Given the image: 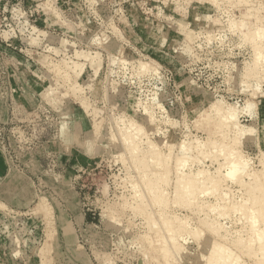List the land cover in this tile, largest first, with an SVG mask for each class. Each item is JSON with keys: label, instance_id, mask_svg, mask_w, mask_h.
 <instances>
[{"label": "rangeland", "instance_id": "rangeland-1", "mask_svg": "<svg viewBox=\"0 0 264 264\" xmlns=\"http://www.w3.org/2000/svg\"><path fill=\"white\" fill-rule=\"evenodd\" d=\"M230 3L0 0V158L14 184L0 187V264H166L161 232L152 227L161 208L195 226L202 203L214 197L185 208L173 200L175 178L165 207L138 196L136 160L118 139L130 121L142 123L147 108L155 119L135 140L172 135L177 151L183 140L214 136L215 121L204 114L215 99L258 102L240 114L245 128L257 129L241 150L250 171L262 167L264 80L256 84L264 73L240 84L254 50L228 24L230 13L239 21L247 6ZM199 157L189 169L219 167L221 156ZM248 182L228 183L236 202ZM230 214L221 223L232 240L243 219ZM218 232L206 230L199 240L183 234L186 254L177 262L213 263L197 256ZM243 251L234 264H259L252 250Z\"/></svg>", "mask_w": 264, "mask_h": 264}, {"label": "bare ground", "instance_id": "bare-ground-1", "mask_svg": "<svg viewBox=\"0 0 264 264\" xmlns=\"http://www.w3.org/2000/svg\"><path fill=\"white\" fill-rule=\"evenodd\" d=\"M211 1L219 3V1L223 0ZM227 1L240 6L244 5L243 7L247 6L246 10H244L245 13H242V19L239 21L230 12V16L228 15L229 27L239 28L242 33V39L245 42H250L254 50L253 62L250 61L251 63H248L245 73L243 72L240 78V84L247 86L249 78L251 76L253 78L256 72L264 73V17L260 14L261 10H264V5L259 2H253L254 0L252 2L250 0ZM207 16L213 19L211 14ZM147 65V62H141L142 68H146ZM80 66L79 63L75 64L77 69ZM154 70L156 71V68ZM64 71H67L66 73L69 75L68 70L64 69L62 73ZM257 77L259 83L255 84L258 90L260 82L264 80V75L261 74ZM255 79L257 80L256 77ZM158 99L159 97L155 98V100ZM158 105H160L159 101ZM254 106H258V102H248L240 106V104L226 103L215 99L211 102L208 112L204 114L207 122L215 121L214 136L207 141L200 139L194 141L183 140L180 149L177 151H175L177 143L172 135L162 137L157 142L149 137L145 140H135L134 133L146 134L147 129L154 121L155 112L153 109H146L142 123L132 120L121 128L122 133L118 140L126 144L130 159L136 160L135 163H137L138 173L141 178L140 182L134 185L138 196L141 197L146 194L159 207L163 205L165 207L167 199L168 201L170 200L167 198L170 194L168 195L166 192V186H169L171 180L175 178L173 200L179 205H184L185 208L186 206L187 208L193 206L202 197H214L213 201L205 200L202 203L203 208L201 207L200 209L198 219L199 225L195 226L191 223L193 219L189 220V217H179L177 214L169 213V211L164 213L163 208H161L163 213L161 212V216L159 215L152 227L158 228L161 232V236L159 235L160 240L158 239V241L162 239L161 257L166 264H177V255L183 256L186 254L184 252V244L181 243L182 241L180 242L183 234L189 233L190 236L198 239L203 236L206 230L213 232L219 230L218 234L220 237L217 235L218 240L212 238L209 246H207L209 249L206 253H200L197 256L201 261L206 259L214 261L210 264H231L229 262L236 261L238 253L241 251L244 253V249L246 252L252 250L254 255L252 257L259 264H264V162L260 169L250 171V161L241 150V144L245 140L255 141L257 139V129L253 127L245 128L240 122L241 112L246 111L248 113L250 108ZM168 119L173 121L171 117ZM114 139L116 140V138ZM191 144H195V147ZM164 148H167L169 152L166 153ZM215 155L217 157L221 156V158L217 159L219 167L214 172L205 167H200L195 171L191 170L192 168L189 169L194 163H191V161H194L195 158L200 161L199 156ZM245 176L249 180L246 188L247 194L244 195L246 197L236 202L235 197L233 198L231 194L233 193L231 191L232 187L230 188L228 183L240 182ZM246 181L244 179V182ZM175 202L172 203L175 204ZM230 213H238L243 219L241 230L237 232L236 237H232L234 238L232 240L229 228L221 223V219L231 215ZM236 220L240 221V218ZM151 242H153V239ZM239 249L242 250L239 251ZM234 261L232 264H234ZM162 263L164 264V262Z\"/></svg>", "mask_w": 264, "mask_h": 264}, {"label": "crops", "instance_id": "crops-1", "mask_svg": "<svg viewBox=\"0 0 264 264\" xmlns=\"http://www.w3.org/2000/svg\"><path fill=\"white\" fill-rule=\"evenodd\" d=\"M6 166L4 164V162L1 160L0 158V187L2 186H7L8 188L12 187L13 185H11V182L6 181L7 177H8V171L6 172ZM7 176V177H6ZM6 177V178H5ZM9 188V189H10ZM16 197V196H15ZM2 199V198H1ZM10 199H11V195H10ZM25 199V198H24ZM27 200H21V202L25 203Z\"/></svg>", "mask_w": 264, "mask_h": 264}]
</instances>
